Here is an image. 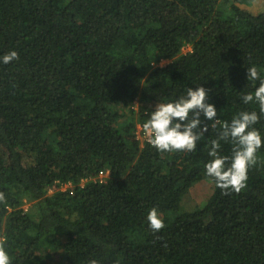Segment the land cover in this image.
I'll list each match as a JSON object with an SVG mask.
<instances>
[{
  "label": "trees",
  "instance_id": "1",
  "mask_svg": "<svg viewBox=\"0 0 264 264\" xmlns=\"http://www.w3.org/2000/svg\"><path fill=\"white\" fill-rule=\"evenodd\" d=\"M13 50L17 60H0V243L11 264H264V147L239 193L205 169L223 122L259 114L242 94L259 86L248 67L264 78V0H0V57ZM199 86L220 124L201 116L197 149L142 144L156 105ZM254 127L264 137V115ZM220 144L230 157L233 143ZM203 178L212 194L187 208Z\"/></svg>",
  "mask_w": 264,
  "mask_h": 264
},
{
  "label": "clouds",
  "instance_id": "2",
  "mask_svg": "<svg viewBox=\"0 0 264 264\" xmlns=\"http://www.w3.org/2000/svg\"><path fill=\"white\" fill-rule=\"evenodd\" d=\"M18 58V53L13 50L0 57V60L8 64ZM247 78L253 82L259 80V86L255 87L254 92L242 94V99L245 104L255 101L259 106V114L254 110L242 111L230 123L223 122L218 139L210 141L208 155L212 159L205 164L206 175L214 180L216 187L224 194L239 193L247 187L249 170L257 164V152L264 147V137L254 127L259 122L260 115H264V78H261L255 65L247 68ZM202 115L206 120L212 121L211 128L215 129L220 124L215 105L208 102V90L203 86L190 87L186 95L174 101L158 103L150 118L139 127L138 138L142 144L147 140L160 152H193L197 149L198 142L205 139V133L209 129V125L202 122ZM229 140L234 145L230 157L219 151L220 141ZM211 182L214 187V182ZM4 200L5 194L0 192V202ZM185 206L192 208L195 205L185 199ZM147 221L153 232H160L165 227L164 219L155 206L149 210ZM0 264H11L3 243H0ZM88 264H98V261L91 259Z\"/></svg>",
  "mask_w": 264,
  "mask_h": 264
},
{
  "label": "rangeland",
  "instance_id": "3",
  "mask_svg": "<svg viewBox=\"0 0 264 264\" xmlns=\"http://www.w3.org/2000/svg\"><path fill=\"white\" fill-rule=\"evenodd\" d=\"M250 8L252 10L255 9L253 6H251ZM189 49H190V46L187 45L183 49V52L185 53ZM169 61H171V59H166V60L162 61V64H166ZM64 186H65V188L67 187L66 185H64ZM55 189H57V188L50 189L49 193L54 192ZM212 190H213V187H212L211 180H209V179L208 180H201L200 182L196 183L191 188L190 193L188 194L186 199L190 200L192 202V205H196V204L200 203L201 201H203L204 199H206L212 193ZM30 204L31 203L29 202L27 204V206L30 205Z\"/></svg>",
  "mask_w": 264,
  "mask_h": 264
}]
</instances>
